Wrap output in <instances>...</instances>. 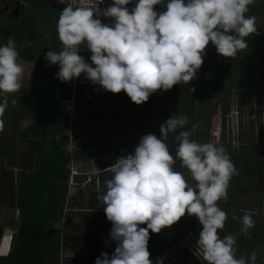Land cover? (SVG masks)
Masks as SVG:
<instances>
[{
  "label": "clouds",
  "instance_id": "9594fccd",
  "mask_svg": "<svg viewBox=\"0 0 264 264\" xmlns=\"http://www.w3.org/2000/svg\"><path fill=\"white\" fill-rule=\"evenodd\" d=\"M58 2L66 5L56 25L62 47L44 56L49 65L58 66L56 78L66 83L83 74L107 92L123 91L136 105L157 90L167 91L194 79L209 42L219 56L232 58L248 47L245 38L257 31L256 17L245 15L254 0H111L107 8L99 7L104 0H91L85 7H75L73 0ZM133 2L131 10L126 7ZM156 5H163V10H154ZM100 16L113 18L111 25L102 24ZM82 44L91 53L88 61L79 54ZM22 73L16 42L9 37L6 44H0V117L8 106V95L21 88ZM214 114L211 133L217 130L216 139L221 140L223 125L241 123L239 109L221 119ZM187 124L183 114L165 120L159 138L154 134L140 137L132 154L118 158L111 178L97 185V200L111 227L109 239L116 246L111 256L102 252L94 264H152L147 250L150 231L159 233L182 216L195 217L202 226L184 238L186 251L199 264H256L255 252L235 257V236H218L227 216L217 201L227 198L237 170L222 145L190 139L197 125L183 130ZM3 127L0 119V131ZM177 130L173 155L165 141ZM177 159L194 183L175 170ZM236 219L240 233L250 237L255 225L252 214L244 211L239 218L233 216ZM6 236H11L9 249L12 235ZM197 238L203 259L192 253L190 242ZM156 264H163V258H157Z\"/></svg>",
  "mask_w": 264,
  "mask_h": 264
},
{
  "label": "rangeland",
  "instance_id": "374dc122",
  "mask_svg": "<svg viewBox=\"0 0 264 264\" xmlns=\"http://www.w3.org/2000/svg\"><path fill=\"white\" fill-rule=\"evenodd\" d=\"M261 3H262V0H254L253 4H258L257 6H260ZM251 10L254 12V14L256 13V11H259V9L257 8H252ZM263 13H264V3H263ZM263 21H264V16H263ZM260 22H262L261 19L259 17L258 18L256 17V26H259ZM42 45L45 46V43H42ZM205 55L207 58L209 57V54L206 53ZM219 60H220V57L217 59V61ZM27 66H28V69L23 71L24 76L26 75V73L31 75V72H34L32 64H29ZM231 66H234V65H231ZM56 70H58V67H56L55 71ZM210 70H212V68L207 69V72L205 73V76H204V81H207L208 79L213 78V72ZM201 72H202L201 69L198 70L195 74V77H198V75H200ZM240 73L243 74L244 72L241 71ZM233 76L231 78L227 76L226 86H225L226 90L224 92L226 94L229 90L228 88H233L232 86L236 87L235 85L231 83H236V85H243V83L246 82L244 78L240 79L238 76H234V77ZM228 80L230 83L227 82ZM194 82L195 81L193 82L189 81L187 84H185L184 88L182 89V93L184 94L186 98L185 101L187 102L186 104L177 105L178 106L177 110L179 111L177 116L181 114L187 116L188 124L186 125L187 126L186 127L187 129L185 128L186 130L191 129V125L193 123L197 125L190 139L195 140L197 143H213L215 145H218V141L220 139H216L214 137V135L216 136L217 130L211 133V130H213V125H211V122L214 119V115H215L214 113L216 111V107H214L215 103H213V100H208V97H207V96L215 97V92L210 95L206 91V88L204 87L203 88V94L205 96L204 100H202L201 98L198 101L199 103H196V102L190 103L191 95H189L187 91L190 93L189 88H194V89L196 88V82H195V86H193ZM209 83L210 81L209 82L207 81L206 85H209ZM177 86H180V87H177ZM177 86L175 90V96L172 99L168 97L167 100L163 102L167 106L171 107L172 110L174 107L172 103L176 101L177 96L179 95L178 92L180 88H182L181 83L177 84ZM237 89L240 92L242 87L239 86L237 87ZM201 94L202 92L198 93L197 98H199ZM151 95L149 96L146 102L140 105H136L130 101V99L126 96V94L123 91H121L120 93H116V100L113 101V103H115V107H113L114 110L110 108L104 109L103 112H100L98 116H96V118H99V120H97L95 125H92V122H91L90 127L92 129L99 127L102 133H105V135L107 134L105 136L106 141L104 140L103 144L105 146L103 148L107 147L109 148V150H112V148L114 147L112 151V156L106 159L104 158L102 159L104 160L102 161L104 164H102L103 168L100 172L96 173L92 170L93 171V174L91 175L92 183H90L88 186L78 185L76 187L69 188L72 190L70 192L67 191L64 202L62 203L56 202L52 206H49V209L44 215L43 223H45L44 224L45 227L51 226L52 229L59 228L60 233L53 234V237H57L58 235L60 236L69 235V236H74V237L75 236L81 237L83 234H85V232L88 231V237L90 238L89 241L91 240V243L94 244L101 240L99 236L97 237L94 236L97 233L96 230L91 229L89 226L85 227L82 225L80 214H89L91 212H95L92 209H90V207H92L90 195H94L93 197L96 199L97 196L95 194L98 193L96 190L97 185L98 184L101 185L103 180L110 179L112 176L110 172H105L104 170L106 168H109L113 164H115V160L118 157L122 156L121 155L122 151H127V150H132V149L134 150V148L138 145L140 137L146 134L155 133V130H156L155 125L154 126H151V125H153L154 120L152 119L155 118L156 113H155V110H153L151 106L155 105V102L153 101H156L157 99L153 95L152 96ZM217 95L222 97L223 92H221V90L218 89ZM151 97H152V101H151ZM8 101H9L8 106H7L8 113L6 111V113H4L2 117H0V119L4 121L3 130L0 131V143H1L0 148H2L0 149L2 152L0 154V164H2L1 166H11L14 164V162L11 160L12 152L14 150L17 151V149L19 148L18 146L19 145L21 146V144L17 142L18 146L16 145V147H14L13 142L14 141L16 142V138L18 137V135H20V133L21 135L27 133L28 131L27 126H31V124L39 123L38 114H35L36 109L34 108V106L30 107L28 106L27 103H25L24 105L20 107L22 109H18L17 107L18 104H16L17 99L12 94L8 95ZM13 101H15V103H13ZM97 102L100 103V101H97ZM195 107H196V110L193 111ZM179 108L182 110H180ZM113 112L115 113V116H116L115 118H114ZM242 112H243V107H242ZM168 114L171 115L172 111L169 110ZM116 119H117V125L114 126V124L116 123ZM147 124H149V127L146 128L145 126ZM159 127L160 126H158L157 132L154 134L157 136V138H159V135H160ZM53 128L54 126H50L48 129L52 130ZM67 129H68V126H67ZM67 129L65 130V132H63L62 134L63 139L61 140L63 141L62 144L65 148L64 149L65 153H67V150H66L67 142H66V136H65ZM36 130L38 131L41 130V125L38 124L36 127ZM176 134H178V132L174 133L173 135L175 136ZM244 138L247 140L249 139V136L245 135ZM20 139H23V138L21 137ZM60 139L61 138L59 137V140ZM21 141L24 142V140H21ZM226 145L227 147H225V145H222V146L225 148L227 155L229 156L230 160L234 164L237 170V174L234 175L230 180V185L227 190V198L225 200L217 201L218 206L221 208V210H223L226 213V216H227V219L224 224V228L218 230V232L219 233L225 232V236L231 234L236 237V242L238 245L239 244L244 245L243 247L244 252H242L241 256L246 257L250 255L251 253L255 252L256 256L258 254H260L259 256H261V259H258L256 264H264V258H262L264 256V208H263L264 207V185L262 184L260 180L262 176L261 174H264V170H263L264 169V151L258 148L257 146H253L249 150H246V148H240V146H236L233 150H231L230 143L227 142ZM250 145H252V143ZM8 146L9 148H7ZM36 146H37L36 144L33 145V147H36ZM98 148L99 147L97 146V151H95V155L96 154L101 155V153H99L98 151ZM4 149H6V151H4L3 153ZM26 150H28L27 144H26ZM93 150H95V148H93ZM242 151H245L246 153L244 154L242 153ZM35 153L37 154V152ZM59 154L61 155L62 153H59ZM7 155H10V156L5 158ZM95 155L93 154L94 157ZM100 159L101 158L99 157L98 158L99 162H100ZM88 162H91V160H89ZM62 166L66 167V164H62ZM174 168L176 171L182 172L184 174V178L188 183H194L188 170L180 167V161L174 164ZM9 173L12 174V182L9 180H5V179L0 182V197H1L0 204H4V205L9 203L10 197L17 199V196L20 192L18 184L20 180L22 179V174L24 175L23 177L26 178L32 172L27 171L25 173H19V174L16 173L15 175L12 173V171H10ZM259 184L261 185L260 188L258 187ZM231 185L233 186L231 187ZM231 188L237 189L239 191L229 194L228 192ZM245 188H249L250 191H247V190L242 191ZM252 188L256 190L252 191L251 190ZM24 190L25 189H23V191ZM260 190L261 192L258 193ZM72 192H82L83 195L75 194L73 196ZM23 193L25 194V192ZM4 199H6L8 202L5 201ZM252 201H255V202L251 204ZM82 202L83 204L84 203L86 204L80 207L79 205ZM231 207H235L234 210H230L232 209ZM239 208L240 210H246V211L249 210V211H253L254 213L252 218L255 221V225L252 229L249 230L250 237L246 236L243 233H240V227H241L240 221L236 219L237 222L236 221L233 222V216H236L237 218H239L240 216L244 214V213L239 212L238 210ZM260 210H263V211L260 212ZM84 212H87V213H84ZM100 212H103V211H99V213ZM13 213L16 214V212H13L11 210L10 211L7 210L5 212V209L2 210V208H0V220L2 219L0 221V226H3L5 230H6L7 225L4 224L5 221L3 220L6 217H10V216H7V214L12 215ZM67 219H69V221L72 222L74 226L76 225L78 229L73 231L70 227H66L64 221H67ZM13 227L15 228V225ZM222 236L224 235L222 234L220 238ZM51 240L45 242V244L43 245V252H47L51 250L50 244L53 242V238H51ZM255 241H261L258 247L253 251L247 250L246 248H249L250 245L255 243ZM73 243H70L69 245H61L62 250L60 251V254H61V257L66 258L67 260L73 261L71 264H77L76 262L80 260L83 253L78 252L74 248L75 244L73 245ZM107 243H109V241H107ZM185 243L186 242L184 240V242H182L183 244L182 246H184ZM66 247L67 249H64Z\"/></svg>",
  "mask_w": 264,
  "mask_h": 264
},
{
  "label": "trees",
  "instance_id": "16d2710c",
  "mask_svg": "<svg viewBox=\"0 0 264 264\" xmlns=\"http://www.w3.org/2000/svg\"><path fill=\"white\" fill-rule=\"evenodd\" d=\"M3 37L4 33L0 31V40H3ZM19 46L20 45L18 44V54L22 52V48L21 46ZM206 53H210V50H207ZM23 57L26 58L25 55ZM210 61L215 65L217 63V59L211 57V59H207L205 67H213V64H209ZM41 74L42 73H39V76H41ZM48 80L49 78H40L35 80L33 83L34 87L31 88L30 92L25 94L24 99V102L27 103L28 106H34V108L36 109L35 114H38V124L41 125V130L38 131L36 130L38 124H31V126H27V133L23 135H21L20 133L19 135V137H22L27 141L28 146V150L26 151L27 153L24 154L28 162V166H25V168L27 169L25 170L32 172L26 178H24V184L26 183V187L23 192H25L26 195L22 191H20L17 196L16 202L12 201L7 203L6 205L0 204V208H2V210L5 209V212L7 210H17L19 212L17 221L5 218L4 224L7 225L16 236V249L14 250L13 254L20 258L18 262L22 264H46L47 262L45 260V257H50L54 260L58 259V257L54 256L52 252L44 254L43 245L45 244V242L51 240V238H55L53 237V234L60 233L59 228L52 229L51 226L45 227V223L43 222L44 215L49 209V206H52L56 202H64L67 193L66 182L68 178V172L64 173L63 171H59L58 173H56V171L61 164L68 162L70 156L68 154L65 155L62 152L65 157L57 159L59 154L57 150L58 147L52 146L50 148H46L43 139L47 137L46 132L50 126H56L60 123L66 125L68 123V117L66 112L67 104L60 97V91H62L61 87H63V83L56 82L54 80L51 83L53 87L49 88L46 87V82ZM216 80L217 78L213 74V78H210L207 81H210L212 84L215 85ZM207 81H203V85L200 86V88L197 87V81H195V91L189 93L192 96V98H190V102H192L196 98L197 92H202L200 96L205 97L203 94L204 87L206 88V90L209 89L208 91H212L211 94L215 92V97L218 96L217 89L214 87L212 89L209 85H206ZM195 82L193 83V86H195ZM207 97L210 99L214 98L213 96ZM6 111L7 110H5L4 113H6ZM96 116L98 115L91 116L92 125H95L97 120H99V118H96ZM145 127H149V124H147ZM94 130H96L97 133L92 134H94L93 136L98 137L96 141L98 142V147L100 149L99 152L104 153L108 151L107 147L103 148L105 146L103 144L104 140L106 141L105 133H102L99 127L94 128ZM193 133L194 132L192 131V134ZM35 144L37 146L33 147V145ZM7 148H9V146ZM35 152H37V154ZM132 152L133 149L127 150L125 151L124 155H127L129 153L132 154ZM1 153L2 152L0 150V154ZM87 156H89V152L86 154V157ZM1 165L2 164H0V166ZM4 179L12 182V174L0 171V182ZM57 179L63 181L60 186L56 184ZM104 181L105 180L102 181L101 186L103 185ZM72 194L73 196L75 194L83 195L82 192H72ZM95 195L98 196L99 193ZM93 196L94 195H90L92 205L90 209L95 212H91L89 214H80L82 220L81 223L85 227L89 226L91 229L96 230L97 233L94 236H99L101 240L94 244L91 243V240L89 241L90 238L88 237V231L85 232V234H83L81 237L63 235L61 238V241L64 245H69L70 243L74 242V248L78 250V252L83 253L82 257L79 260V263L81 264H90V262L99 257L102 252L107 253L109 256H111V253L113 252L116 246L115 242H111L109 239V230L111 227L108 225V221L106 220L103 211L104 206L99 205L97 197L95 196V199ZM85 204L86 203L83 204L82 202L79 206L81 207ZM230 210H234V208ZM99 211L103 212L99 213ZM237 220L239 221V219ZM237 220H233V222H237ZM64 223L66 227H70L73 231L78 229V227L76 225L74 226L72 222L69 221V219H67V221H65ZM14 225L15 228L13 227ZM140 227H145V225H141ZM201 228L202 226L199 224V222H197L195 217L182 216L177 222H175L168 228L162 229L158 234L155 233L153 235V233H151L150 239L147 243V250L149 251V253L157 255L154 260L156 263L157 258H161V254L166 252H172L175 248H178V245H180V243L184 240L187 235H189V233L196 229L200 231ZM4 230L5 228L3 226H0V237L2 236ZM222 234L225 236V232H218L219 237ZM59 239L60 236L58 235L56 241L58 242ZM107 241H109V243H107ZM260 242L261 241H255L254 244L250 245V247L246 249L251 251L257 248ZM53 246H56V244ZM58 247L59 244L57 243V248ZM243 247V244L238 245L236 242V258L241 257L240 254L244 252ZM259 255L260 254L256 256V262L258 261V259H261V256ZM262 258H264V256Z\"/></svg>",
  "mask_w": 264,
  "mask_h": 264
},
{
  "label": "crops",
  "instance_id": "0c3cea01",
  "mask_svg": "<svg viewBox=\"0 0 264 264\" xmlns=\"http://www.w3.org/2000/svg\"><path fill=\"white\" fill-rule=\"evenodd\" d=\"M263 3H264V0H262V3L260 6H257L258 4L249 5L248 6L249 11L248 13L245 14V15H252L257 18L259 17L262 21L260 22L259 26H256L258 27L256 28L257 31L253 34H250L248 37L245 38L247 40L248 47L244 50L239 51L235 57L223 58L221 69L218 72V74H217V71L213 72L214 76H216L217 78V80L215 81V85L217 84L219 86L218 89H220L221 92H223L222 97L217 96L213 98V103H215L214 107H216L215 112L218 113L219 118L221 119L222 117H226V115H229L232 109L234 108L239 109L242 112V107H243V112L241 114L242 119H241L240 124H237L235 126H229L228 128H226L224 125L221 127V131L223 132V135H222L221 140L218 141L217 146L225 145V147H227L226 143L229 142L231 145V150H233L236 146H240V148H246V150H249L253 146H257L258 148L264 151V119H263L264 118V21H263L264 13H263ZM252 8H257L259 9V11H256V13L254 14V12L251 10ZM6 43H7V37L4 34L3 40H0V44H6ZM206 46L213 48L212 49L213 57L218 59L219 55L216 53L214 46L211 43H209ZM23 56L24 55L22 52L18 54V62L21 63L23 67V71H24L28 69L27 65H29L30 63L26 62V59ZM88 60L85 59V61H88ZM231 65H234V66H231ZM241 71L244 73L241 74L240 73ZM32 73L33 72H31V75L26 73V75L24 76V72H23L22 80H21L22 86L20 90L15 93H12V95L17 99L16 104H18L17 105L18 109H22L20 107L25 104L24 102L25 94L30 92L31 88L34 87L33 83L36 79L34 77V74ZM233 75L238 76L240 79L244 78L246 82L243 83V85H236V83H231L235 85L236 87L231 85L233 88H228L229 90L226 94L224 92L226 90L225 86H226L227 76L231 78ZM54 80L56 82H61L56 78V75H55ZM47 82H49V80ZM227 82H229V80ZM62 83H63V87L61 88L63 91V89L66 88L67 85L65 82H62ZM84 84H88V85H84ZM70 85L72 89H74L75 87L78 89L77 102H76L75 95L73 94H69L67 99H63V101L66 102L69 99V97L74 96L75 108L79 116L78 125L81 127L80 133L82 136L80 135V138H77L78 139L77 144H76L77 150L74 155L75 156L74 170L78 172V175L73 177V181L76 183V186H78V185H82L85 182L87 178V174L92 175L93 171L98 173L102 170L103 168L102 164H104L102 162L104 161L102 160L103 158L106 159L112 156V151L114 147L112 148V150H109V148H107L108 151L104 153L102 152L101 155H98V154L95 155V151H97V146H98V142L96 141V139H98V137L93 136L94 134L92 133H97V131L92 129L90 126L92 122L91 116L98 115L100 112H103L104 109L110 108L114 110L113 107H115V103H113V101L116 100V93L114 94V93L107 92L103 90L99 85H92L87 79H85L83 74H81L80 77L73 79ZM84 86H89L86 91L89 96V99L87 101L83 98H80V96L84 97L83 95H81L83 93L82 90L84 89L83 88ZM239 86L242 87L240 92L237 89V87ZM72 93H73V90H72ZM62 95H64V98H65L68 94L65 95V94H62L61 92L60 97ZM97 101H100V103H98ZM113 115L115 118L116 116L114 112H113ZM67 117H68V114H67ZM251 117H254V119H251ZM116 125H117V119H116V123L114 124V126ZM53 126L54 128L52 130L51 129L47 130L46 132L48 133L47 137L43 139L45 142L46 148H50L52 146L58 147L57 148L58 153L63 152L66 155L67 153H65V150H64L65 148L62 144L63 141L61 140L63 139L62 134L67 129L68 125L67 124L64 125L60 123L56 126L55 125ZM245 135H248L249 139L246 140L244 138ZM59 137L61 138L60 140H59ZM20 138L21 137H19L18 135V137L16 138V142L15 141L13 142L14 147H16V145L18 146L17 142L21 144V146L20 145L18 146L19 148L17 149V151L14 150L12 152L11 160L14 162V164L11 166H0L1 168L0 171L6 172V173H9L10 171H12L14 175L16 173L19 174V173L27 172V170H25L27 169L25 168V166H28V162L24 155L25 153H27L26 152L27 151L26 150L27 141L25 139H20ZM21 140H24V142ZM251 143L252 145H250ZM93 148H95V150H93ZM6 149L3 150V153L4 151H6ZM99 150L100 149L98 148V151ZM88 152H89V156L86 157V154ZM242 153L245 154L246 152L242 151ZM92 154L95 155V161L88 162L90 158L92 157ZM124 154H125V151H122L121 155L125 156ZM65 155L58 154L57 159L63 158L65 157ZM9 156L10 155H7L5 158ZM99 157L101 158L100 159L101 163L98 161ZM69 160L67 163H64L66 164V167H63L61 164L56 171V173H58L59 171H63L64 173L68 172V178L66 182L68 192L72 190V189H69L70 187L68 185L69 177H71L70 171H69ZM261 175L262 176L260 180L262 184L264 185V174H261ZM23 176L24 175L22 174V179L20 180L21 183L19 182L18 184L19 191H22V192H23V189H25L26 187V183L24 184L25 180ZM62 182L63 181L62 180L60 181V179L56 180V184L59 186L62 184ZM229 185H230V182H229ZM233 185H231V187ZM236 191H239V190L231 188L228 193L231 194ZM12 198L13 197L9 198V202H12V201L16 202V198H13V199ZM254 202L255 201H252L251 204H253ZM238 210L241 213H244V211H246V210H240V208ZM262 211L263 210H260V212ZM13 212H16V214L14 213H13L14 215L7 214V216H10V217H6V218L12 219L13 221H17L19 212L17 210ZM247 212L252 214V216L254 214L253 211L248 210ZM2 235H5V236L12 235V238H13L14 232L10 230L8 226H6V230L3 232ZM241 255L242 253L240 254V256ZM93 263L94 261L92 262V264Z\"/></svg>",
  "mask_w": 264,
  "mask_h": 264
},
{
  "label": "flooded vegetation",
  "instance_id": "af4514ba",
  "mask_svg": "<svg viewBox=\"0 0 264 264\" xmlns=\"http://www.w3.org/2000/svg\"><path fill=\"white\" fill-rule=\"evenodd\" d=\"M110 3H111V0H105L104 8H107ZM64 7H66V5L59 3L58 0H0V31L5 34V36L7 37V40L9 37H11L15 40L16 45L18 44L21 45L22 53L23 55L26 56L25 58L26 62H29L30 64H32V67L34 70L32 74H34L35 79L37 80L40 78H46V79L49 78V82L46 83V87H49V88L53 87L51 83L52 81H54L55 74L58 72V70L55 71L56 67L58 66L55 64L49 65L45 61L44 56L48 50H53L56 52H59L61 50L62 46H61L60 41L57 38L56 25H57L58 17L60 15V11H62ZM126 7H128L131 10V8L134 7V2L126 5ZM163 7H164L163 5H156L154 6V10H163ZM99 19L101 20L102 24L111 25L113 18H105L103 16H100ZM26 42H30V45L26 44ZM42 43H45V46H43ZM80 48H81V52L79 54L83 56L84 59L88 60L91 53L86 48H84L83 44L80 46ZM212 49L213 48L207 47V46L204 49L205 54L207 50H210V53H208L209 59L213 57ZM219 57H220V60L217 61V65H215L214 63L210 61L209 64L211 65L213 64V67L212 66L205 67V63L208 58L206 57V55H204L203 63L200 66L201 68L198 69V70L200 69L202 70L201 74L198 75V77H195L194 79L190 81L191 82L197 81V85L200 88V86L203 85L204 75L207 72V69L212 68V70L210 71L212 72L217 71V74H218V72L221 69L222 60L224 58L222 56H219ZM39 73H42L41 76H39ZM71 82L72 80H70L69 82H66L67 87L64 88L63 91H60V93L62 92V94H65V95L67 94L75 95L76 102H77L78 89L76 87L72 89L70 85ZM176 86L177 85H173V87L167 91L157 90V92H154L152 94L157 99L156 101H153L155 102V105L151 106L152 109L155 110V113H156L155 118L152 119L154 120L153 125H151V126L155 125V128H156L155 133L157 132L158 126L163 124L165 120L170 118V116L178 115L179 111L177 110L178 109L177 105L186 104L187 102L185 101L186 98L184 94L182 93V89L185 86V84L182 82L181 83L182 88H180L178 92L179 95L177 96L176 101L172 103V105H174L173 110L171 109V107L163 103L164 101L167 100L168 97L172 99L175 96ZM209 86L212 89L213 87H215L216 89L219 88L217 84L214 85L211 82L209 83ZM88 87L89 86L83 87L84 89L82 90L83 93L81 95H83L84 97L80 96V98H83L86 101L89 99L88 93L86 92ZM177 87H180V86H177ZM72 90H73V93H72ZM208 90L209 89H207L206 91ZM187 93L189 94L188 91ZM208 93L211 94L212 91H208ZM197 94L198 92L196 93V98L190 103H193V102L199 103L198 101L201 98L202 100H204L203 96H200L199 98H197ZM208 100H213V99L208 98ZM151 101H152V97H151ZM169 110L172 111L171 115L168 114ZM195 110H196V107L195 109H193V111ZM173 134L174 133H170L168 136V139L165 141V143L169 145L170 154L171 153L173 154L175 152V142H174ZM178 161L179 159L176 160V162ZM258 187L260 188L261 185L259 184ZM245 190L250 191L249 188H245L242 191H245ZM251 190L255 191L256 189L252 188ZM260 192L261 190L258 193ZM231 208H235V207H231ZM154 234L155 233H153V235ZM62 236H60V239L58 240V242L56 241L57 237H55L51 244L53 245L56 244V246H53L50 244L51 250L44 252V254L52 252L54 256L58 257V259H55L56 260L55 261L54 259L50 257H45V260L47 262L46 264H71L73 262L71 260H67L66 258L61 257V254H60V251L62 250L61 245H64L63 242L61 241ZM16 242H17L16 236L14 235L9 249L0 250V264H22L18 262L20 258L13 254L14 250L16 249ZM57 243L59 244L60 248L59 247L57 248ZM64 249H67V247ZM149 254H150L149 259L152 261V264H156L154 260L157 255L152 254V253H149ZM161 258H163L164 260L163 264H199L190 255V253L186 251L184 246L175 248L172 252H166V253L161 254ZM93 261H91L90 264H92ZM76 263L81 264L79 263V261Z\"/></svg>",
  "mask_w": 264,
  "mask_h": 264
},
{
  "label": "built area",
  "instance_id": "2783aa9c",
  "mask_svg": "<svg viewBox=\"0 0 264 264\" xmlns=\"http://www.w3.org/2000/svg\"><path fill=\"white\" fill-rule=\"evenodd\" d=\"M91 3V0H73V4L75 7H85L88 6ZM105 6V0L104 3L99 5L100 8H104ZM95 17V16H94ZM97 18V17H95ZM100 18V17H99ZM67 107H66V112L68 114V129L67 132L65 133L66 136V142H67V154L70 156V160H69V171H70V175L71 177H69V182L68 185L70 188L76 187V183L73 181V177L78 175V172L76 170H74L75 167V153H76V144L78 141V137H80L81 135V127L78 125V120H79V116L77 114V110L75 108V99L74 96L69 97V99L66 101ZM235 114L237 112H234ZM235 114H231V116H235ZM230 119H233L231 117H229ZM119 158V157H118ZM118 158L115 160V164H113L112 166H110L109 168H106L104 171L105 172H110L113 175V168L115 167ZM91 162H93L95 160V157L92 154V157L90 158ZM90 183H92V179H91V174H87V178L85 180V182L82 184V186H88ZM111 224V222H110ZM11 240V236H6V237H2L1 241H0V249L2 248V250L6 249L8 250V246ZM198 240L195 239L194 241H189L192 247V253L196 258H202V252L200 251V249L198 248L196 241ZM203 259V258H202Z\"/></svg>",
  "mask_w": 264,
  "mask_h": 264
},
{
  "label": "water",
  "instance_id": "95a60500",
  "mask_svg": "<svg viewBox=\"0 0 264 264\" xmlns=\"http://www.w3.org/2000/svg\"><path fill=\"white\" fill-rule=\"evenodd\" d=\"M78 85H79V84H78ZM84 85H88V84H84ZM62 96H63V95H62ZM62 96H61V97H62ZM68 96H69V94H68L65 98H64V96H63L61 99H62V100H63V99H67Z\"/></svg>",
  "mask_w": 264,
  "mask_h": 264
}]
</instances>
